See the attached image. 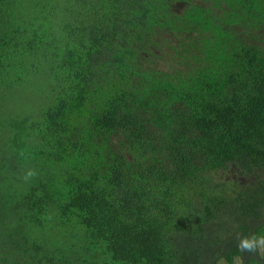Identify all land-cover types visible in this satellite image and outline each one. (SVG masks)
I'll return each instance as SVG.
<instances>
[{
	"label": "trees",
	"instance_id": "1",
	"mask_svg": "<svg viewBox=\"0 0 264 264\" xmlns=\"http://www.w3.org/2000/svg\"><path fill=\"white\" fill-rule=\"evenodd\" d=\"M253 233L264 0H0V264H264Z\"/></svg>",
	"mask_w": 264,
	"mask_h": 264
},
{
	"label": "clouds",
	"instance_id": "2",
	"mask_svg": "<svg viewBox=\"0 0 264 264\" xmlns=\"http://www.w3.org/2000/svg\"><path fill=\"white\" fill-rule=\"evenodd\" d=\"M37 175L35 169H28L23 179L29 181ZM237 249L241 254H256L258 252H264V234L245 235L239 237L237 241Z\"/></svg>",
	"mask_w": 264,
	"mask_h": 264
},
{
	"label": "rangeland",
	"instance_id": "3",
	"mask_svg": "<svg viewBox=\"0 0 264 264\" xmlns=\"http://www.w3.org/2000/svg\"><path fill=\"white\" fill-rule=\"evenodd\" d=\"M34 94L32 93H25V95L23 96L22 99H20L18 102H17V107L19 108L18 110H26L28 112H30V108H29V105H28V101L33 99ZM38 107V105H37Z\"/></svg>",
	"mask_w": 264,
	"mask_h": 264
}]
</instances>
